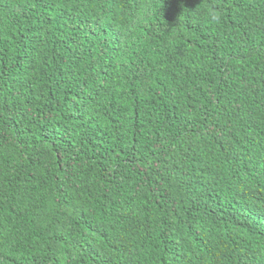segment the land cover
I'll use <instances>...</instances> for the list:
<instances>
[{"label":"trees","instance_id":"obj_1","mask_svg":"<svg viewBox=\"0 0 264 264\" xmlns=\"http://www.w3.org/2000/svg\"><path fill=\"white\" fill-rule=\"evenodd\" d=\"M0 264H264V0H0Z\"/></svg>","mask_w":264,"mask_h":264}]
</instances>
